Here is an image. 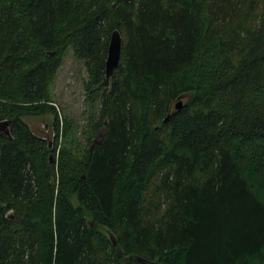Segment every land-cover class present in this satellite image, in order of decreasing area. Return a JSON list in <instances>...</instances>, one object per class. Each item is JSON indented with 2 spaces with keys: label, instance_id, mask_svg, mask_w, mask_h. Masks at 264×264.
Here are the masks:
<instances>
[{
  "label": "trees",
  "instance_id": "1",
  "mask_svg": "<svg viewBox=\"0 0 264 264\" xmlns=\"http://www.w3.org/2000/svg\"><path fill=\"white\" fill-rule=\"evenodd\" d=\"M69 48L100 101L78 150L49 97ZM5 120L0 264H264V0H0Z\"/></svg>",
  "mask_w": 264,
  "mask_h": 264
},
{
  "label": "rangeland",
  "instance_id": "2",
  "mask_svg": "<svg viewBox=\"0 0 264 264\" xmlns=\"http://www.w3.org/2000/svg\"><path fill=\"white\" fill-rule=\"evenodd\" d=\"M89 80L88 66L84 61H80L74 55L71 48L65 54L62 65L58 73L51 81L49 97L59 113L70 123L71 135L74 143L70 148L78 150V142L85 141L88 120L99 116L100 101L95 105L91 102V97L86 93L85 84ZM185 103V99H183ZM24 121L29 125L33 133L48 140L49 148L53 152L48 154L49 162L56 164L60 157L61 148L65 145V140L59 137V145L56 146V132L54 127V116L50 114L27 116ZM63 130V127L61 128ZM61 130V131H62ZM51 144V146H50Z\"/></svg>",
  "mask_w": 264,
  "mask_h": 264
},
{
  "label": "water",
  "instance_id": "3",
  "mask_svg": "<svg viewBox=\"0 0 264 264\" xmlns=\"http://www.w3.org/2000/svg\"><path fill=\"white\" fill-rule=\"evenodd\" d=\"M128 3H132L134 0H125ZM123 52V37L119 30H114L111 33L109 46H108V55L106 59L105 73L106 78L110 80L115 72V70L120 66ZM183 105V98H180L176 104V108L179 110ZM169 117L167 118V120ZM166 120V121H167ZM10 122L9 121H0V132L4 133L8 137H11V132L9 130ZM51 146V144H50ZM111 239L113 240L114 245L117 244V241L112 233H109ZM142 264H158L157 262H150L146 259H139Z\"/></svg>",
  "mask_w": 264,
  "mask_h": 264
}]
</instances>
